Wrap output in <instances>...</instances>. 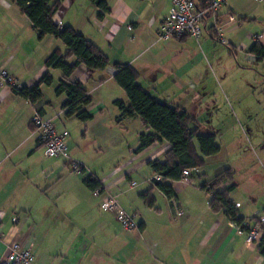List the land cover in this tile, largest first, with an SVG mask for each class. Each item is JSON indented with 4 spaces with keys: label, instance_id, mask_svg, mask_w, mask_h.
I'll return each instance as SVG.
<instances>
[{
    "label": "crops",
    "instance_id": "0c3cea01",
    "mask_svg": "<svg viewBox=\"0 0 264 264\" xmlns=\"http://www.w3.org/2000/svg\"><path fill=\"white\" fill-rule=\"evenodd\" d=\"M105 1L109 12L102 19L98 18L100 10L92 0H61L53 16L60 26H70L83 34L109 59L110 64L103 71L88 72L80 65L70 76V80L80 81L89 92L90 121L98 112L102 115L108 103L117 100L103 95L104 86L114 81L115 63L132 66L139 85L150 95L160 97L153 95L155 99L168 101L173 95L178 99L171 104L177 105L190 94L193 104V100L203 96V92L192 94V83L187 85L184 80L194 69L192 60L197 63L202 60L193 46L203 51L202 46L208 47L207 36L215 39L211 36L215 35L246 51L254 42L264 48V1L227 0L218 10L220 33L217 35L213 18L209 17L198 40L189 36L157 39L156 32L168 16L171 0ZM230 16L235 20L231 21ZM187 48H193L191 53H184L189 51ZM55 49L65 51L61 40L49 35L39 40L29 18L15 2L0 0V69L14 77L19 87L34 85L35 79L46 71L45 59ZM35 56L37 61L43 60L42 64L35 63ZM256 62L264 67V60ZM44 90L41 89V100L32 104L14 94L11 87L0 86V264L12 242L30 248L36 264H264L258 245L246 244L241 226L235 225L224 210L213 212L209 207L211 195L201 186L196 188L191 178L171 184L179 193L193 187L189 191L192 208L183 207L176 194L181 215L176 214L172 205V221L168 224L153 227L145 220L139 222L144 224L142 229L127 231L113 213L101 208V203L109 192L117 195L121 206L131 212L123 201L133 188L130 184L128 191L122 190L114 186L122 179H113V174L97 175L85 170L84 175L93 174L102 185V191H90L82 182L83 175L73 172L66 159L46 157L43 153L42 168L33 169L26 162L36 157L32 154L35 149L39 154L43 147L33 132L31 117L35 112L49 118L53 115V120L64 116L60 105L65 95L55 94L52 100ZM96 92L98 100L92 96ZM121 101L128 104V99ZM188 112L196 119L195 112ZM121 120L128 123L139 120V131L152 132L137 116L122 119L118 116V121ZM63 129L67 130L64 126L58 128ZM255 143L254 150L249 151L257 159L248 176L249 188L240 189L236 178L241 170L230 166L235 171L236 186L229 196L238 204L236 208L245 229L254 225L258 214H264L263 136ZM169 146L166 141L154 142L138 153L147 164L150 159L163 160ZM227 186L224 184L222 188ZM141 193L131 197L135 207L145 213L154 211L145 205ZM240 198L247 202L241 203Z\"/></svg>",
    "mask_w": 264,
    "mask_h": 264
},
{
    "label": "rangeland",
    "instance_id": "374dc122",
    "mask_svg": "<svg viewBox=\"0 0 264 264\" xmlns=\"http://www.w3.org/2000/svg\"><path fill=\"white\" fill-rule=\"evenodd\" d=\"M207 37L208 47L202 46L203 51L199 46H193L200 52L202 60L201 63H197L196 59L192 60L194 69L188 72V77L185 76L184 79L187 85L192 83V94L203 92L201 94L203 96L190 104L192 101L189 94L177 105L197 114L196 121L201 131H213L220 149L215 156L204 159L203 165L192 174L191 179L195 182V187L199 188L214 174L233 165L241 170L236 181L239 182L240 189L245 190L251 186L248 176L254 171L253 161L257 160L249 151L254 150L258 137L263 136L264 139V67L259 63L256 65L255 56L247 53L249 48L246 51L220 39ZM45 41L43 45H46ZM193 48H187L189 51L184 53H189ZM37 58L35 56V63L42 64L43 60L37 61ZM22 60L26 61L24 58ZM49 73L54 85H41L40 89H45L46 95L51 96L53 100L54 87L61 72L59 69H52ZM137 83L139 84L138 81ZM103 92L108 98L127 100L125 92L114 81L106 84ZM93 94L95 100H98L99 93ZM154 97L160 98L157 95ZM173 98L172 95L171 100L162 101L176 104L178 97ZM119 115V108L111 102L102 115L98 112L94 120L89 122H81L76 118L67 120L65 116H61V122L59 118L53 120V115L51 120L57 129L63 126L67 129L69 135L66 137V143L71 158L81 163L86 171L97 175L103 172L113 174V179H122L119 184L114 185H118L122 190L128 191L129 182H135V186L128 191L129 194L123 201L138 224L147 220L153 227L158 223L166 225L172 221V206L154 188L151 190V195L155 199L154 211L149 212L145 209L144 211L148 212H141L132 202L133 195L151 187L152 173L143 156L135 152L139 144L138 135L141 132L139 120L134 123L118 121ZM42 153L44 154V149L39 150V154L35 149L32 154L36 157L26 163H31L33 169L40 170ZM187 189L181 193L176 190V194L184 203L183 207L192 208V196L189 195V191H192L193 187L189 186ZM239 200L241 203L247 202L242 198ZM262 200L264 195L261 197Z\"/></svg>",
    "mask_w": 264,
    "mask_h": 264
},
{
    "label": "trees",
    "instance_id": "16d2710c",
    "mask_svg": "<svg viewBox=\"0 0 264 264\" xmlns=\"http://www.w3.org/2000/svg\"><path fill=\"white\" fill-rule=\"evenodd\" d=\"M32 23L37 38L41 40L45 36H53L61 40L65 51L55 49L44 61L45 73L32 87H11L14 94L37 104L41 100V85H51L53 78L49 69H59L61 76L55 87L56 95H65V100L60 108L65 117H75L81 122L92 118L87 110L91 103V97L87 88L80 81L70 80V76L77 66H84L88 72L103 71L110 64L108 57L99 48L70 26H60L53 16L60 6L61 0H12ZM100 12L98 18H103L109 8L105 0H92ZM197 0H195L196 2ZM197 7L206 6L207 0H198ZM212 37L218 39L215 35ZM248 53L255 56L256 61L264 60V48L258 42H254ZM73 58V61H69ZM113 80L125 92L128 104L121 100H115L114 104L119 108V118H132L137 116L143 125L152 132H141L138 135L139 144L136 152H140L154 142L166 141L170 144L164 152L163 160L150 159L147 166L151 170V187L139 196L148 208L155 206V199L151 195L152 188L158 189L170 202L176 200V192L171 181L182 179V172L189 169L190 175L200 169L204 159L215 156L219 152L216 143V135L213 131L202 132L196 125V119L188 111L177 105L168 104L151 96L141 85L137 83V74L134 68L128 64L115 63ZM102 80V79H101ZM82 182L90 190L102 191L100 180L93 174L84 175ZM160 175L161 180H155L154 175ZM235 171L224 168L206 180L201 188L211 196L209 207L213 212L224 210L229 219L241 230H248L242 226L243 218L238 214L236 205L229 194L236 186L234 182ZM224 184L228 186L222 188ZM256 221V220H255ZM143 223L138 224L142 229ZM259 252L264 256V232L258 245Z\"/></svg>",
    "mask_w": 264,
    "mask_h": 264
},
{
    "label": "built area",
    "instance_id": "2783aa9c",
    "mask_svg": "<svg viewBox=\"0 0 264 264\" xmlns=\"http://www.w3.org/2000/svg\"><path fill=\"white\" fill-rule=\"evenodd\" d=\"M227 0H207L206 6L197 7L195 0H171V8L168 16L159 26L156 34L157 39L180 38L184 36L192 37L196 40L202 34L206 20L213 18V27L217 35L220 33L218 25V10L226 3ZM264 1V0H257ZM231 21L235 20L230 16ZM219 37V36H218ZM220 38V37H219ZM226 42L223 38H220ZM0 86L17 87V80L12 77L5 69H0ZM31 125L33 132L37 135L39 142L44 149L46 157H62L67 160L70 169L82 174L85 167L71 158L69 154L66 137L68 131L58 130L51 118L35 112L31 117ZM190 175V170L182 172V179ZM154 179L160 181L161 176L156 174ZM130 187L135 186V182L131 181ZM99 191V190H97ZM172 205L176 209V214L181 215L179 203L173 200ZM238 206V204H236ZM101 208L114 214L115 219L119 222L124 230L132 231L138 229V223L135 221L133 213L124 209L119 203L118 197L115 194L109 193L101 203ZM254 225L248 230L243 231L245 234L246 244L259 245L260 238L264 232V214L256 216ZM16 222V220H15ZM239 227V226H238ZM3 264H36L34 256L30 248L23 247L19 242H12L8 247V253L3 261Z\"/></svg>",
    "mask_w": 264,
    "mask_h": 264
}]
</instances>
